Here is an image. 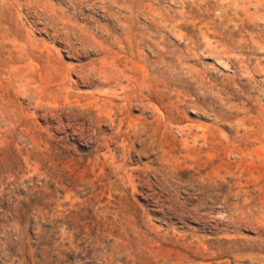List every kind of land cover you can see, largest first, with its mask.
I'll return each instance as SVG.
<instances>
[{"label":"rangeland","instance_id":"rangeland-1","mask_svg":"<svg viewBox=\"0 0 264 264\" xmlns=\"http://www.w3.org/2000/svg\"><path fill=\"white\" fill-rule=\"evenodd\" d=\"M0 264H264V0H0Z\"/></svg>","mask_w":264,"mask_h":264}]
</instances>
